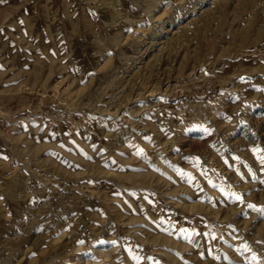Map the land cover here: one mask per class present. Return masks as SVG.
Instances as JSON below:
<instances>
[{"label":"rangeland","instance_id":"obj_1","mask_svg":"<svg viewBox=\"0 0 264 264\" xmlns=\"http://www.w3.org/2000/svg\"><path fill=\"white\" fill-rule=\"evenodd\" d=\"M260 157L264 0H0V264H264Z\"/></svg>","mask_w":264,"mask_h":264},{"label":"snow or ice","instance_id":"obj_2","mask_svg":"<svg viewBox=\"0 0 264 264\" xmlns=\"http://www.w3.org/2000/svg\"><path fill=\"white\" fill-rule=\"evenodd\" d=\"M255 151L259 152L260 149H256ZM260 160H261V163L264 164V157H260ZM235 198L237 200H239L240 199V196L237 195ZM249 207H254V206L253 205H249Z\"/></svg>","mask_w":264,"mask_h":264}]
</instances>
